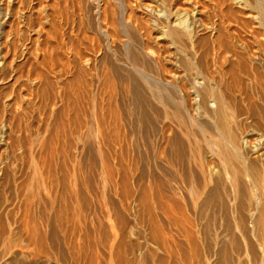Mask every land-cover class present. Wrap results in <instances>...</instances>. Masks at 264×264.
Segmentation results:
<instances>
[{"label":"bare ground","instance_id":"1","mask_svg":"<svg viewBox=\"0 0 264 264\" xmlns=\"http://www.w3.org/2000/svg\"><path fill=\"white\" fill-rule=\"evenodd\" d=\"M15 1L0 0V16L2 15L0 19L2 17L7 19L9 16L13 19L22 11L18 7L21 3L18 4L16 1L18 4L16 6ZM22 1L20 0V2ZM37 1L40 5L45 4V6L41 5V11L47 15L46 18L44 14V19L48 20L45 25L43 20V25H39L40 28L36 25L40 29L36 28L38 30L36 39L39 38L41 47L47 49L49 55L47 58H40L37 62L35 58L33 62L31 60L33 64L35 63L34 67L31 64L33 70L31 73L27 72L28 75L26 72L23 73L25 81L29 83L27 87L30 96H42L43 99H41L42 97L38 98L41 103V100L47 101L54 90L57 94L59 93V97H61L60 95H96L92 120L94 126L92 131L94 132H90L92 134V139H90L95 146L96 144L105 146L107 143L111 144L110 140H112L111 134L109 135L111 130H108L112 120L110 115H115L118 110L113 95H131L130 105H133L132 110L134 111H131L132 107L127 108L130 111L127 112L128 115L138 114L136 120L139 123L136 125L140 124L138 128L140 127L141 130V139L148 144L151 140L153 141L159 160L170 162L172 165L170 169H176L172 170L174 171L172 174H174V179L175 176L177 177L175 180L178 183L175 182L173 187L167 189L164 179L167 178L166 169H163L162 163L158 160L157 173L159 176L154 183L155 200L163 222L158 218L157 221L156 219L154 221V217L150 215L149 218L152 217L153 221L149 220V223L145 221L148 216H144L145 224H138V227L132 224L126 226L124 214L113 212L119 220V224L115 223L117 229L112 226L114 223L111 225L106 223V226L100 223L93 225L95 223L93 220V223L88 226L83 222V225H80L77 223L80 218L77 219V222L75 221V224L68 227V224L67 226L62 225L61 219L64 218L63 215H67L63 212L69 208L64 206L66 210L63 211V206V210L56 206V210H54L53 205H56L61 197L60 200L64 201L66 198L64 196L68 195L65 192L68 191L73 196L72 199L76 200H74L75 203L81 204L83 209L90 208L88 197L86 198L84 193L81 194L78 191V182H80L79 184L83 182L82 184H85L86 187L90 178L87 180V177H83V173L79 177L73 174L74 168H70V172L74 176L69 178L70 175H67V180H69L67 185H70V190L72 189L69 191L68 188H64L66 186L59 187L66 180L62 172H60L62 177L58 178L60 167H56L58 177L55 174L49 175L50 165L47 162L49 168L46 167L49 171L46 170L48 173L43 175L44 177L30 174L32 177L25 175V178H20L18 177L20 173L17 178L12 172V174L10 172L7 174L5 171L7 163H4L5 165L0 166V264H45L46 261L52 262L51 264H264V0ZM36 4L38 6V3ZM25 5L28 6L24 0ZM38 11L40 12L39 9ZM38 11L37 13H39ZM34 12L32 13L34 14ZM30 14L28 17L31 16ZM67 16H72L75 19L76 16L78 17V26L74 22V26L77 27H73L75 31L69 29L71 34L63 33V24L58 22L59 20L62 22V18ZM34 19L32 18V22ZM89 19H92V22ZM14 20L16 21V19ZM30 20L28 18V22ZM68 20L67 22L71 21L69 22L71 28L73 21L71 18ZM18 21L20 23V20ZM22 21L21 23L26 20ZM63 22L65 26V19ZM13 24V22H9L8 26L14 28ZM28 24L26 26L29 27L30 24ZM23 25L25 26L24 23ZM16 26L18 27V25ZM68 26L66 25V28ZM104 26L107 29L104 28L105 31H102ZM83 28L84 30H82ZM90 32H93V37L89 36ZM94 35L99 36L100 40H96L97 37L94 38ZM33 38L31 40L34 42ZM36 39L37 42L38 39ZM3 41L2 43H4ZM7 42L8 40L6 44ZM90 42L94 45H91ZM115 43H119V45ZM6 44H3L4 48L7 46ZM10 45L6 49L9 50ZM116 46L117 48H115ZM30 50L32 49L30 48ZM47 50L45 51L47 52ZM28 51L27 54L31 52ZM12 53L13 51L11 56ZM4 54H0V69L8 63L7 54L6 56ZM31 54L32 52L29 54V58ZM19 55L21 56V54ZM44 55L42 54V56ZM86 55H91V57L86 59ZM99 55L102 57L97 58ZM50 58H53V61H55L54 59L60 60L59 63L55 62L59 66L57 68H60V64L62 65V69H59L62 71H59L61 73L59 78H62L63 74L64 83L59 85L58 91L56 90L58 88L54 89L51 84L50 79L53 77L49 79L50 69L49 73L44 71L46 69L44 63L47 59L51 62L49 64H52ZM95 58H97L96 63ZM14 60H17L15 56ZM82 60L85 64L84 67L81 66ZM88 64L90 65L87 66ZM28 65L26 64V67ZM7 66L10 67V63ZM19 66L21 68L22 65ZM57 68L54 69L53 66L54 70ZM91 71L92 73L96 72L94 75H97L94 81L86 76L90 75ZM71 75L70 80L66 79ZM21 80L23 81V77ZM22 81L20 82L22 83ZM26 82H23L24 85ZM18 89L20 88H17V91ZM91 91L92 95H90ZM101 95L105 96L101 99ZM142 95L154 96L155 106L158 107L157 111L153 113L159 123L157 127L155 126L156 128L149 121L147 113L144 114L141 109L143 107ZM54 96L56 95L54 94L53 98H50L53 100ZM35 99L37 98L33 97L32 101ZM3 102L2 106L5 103ZM28 102L26 103L30 104V101ZM20 103L18 105L22 108ZM7 104L3 107L4 110L2 108L4 111L2 114H5L7 124H0V149L8 144L9 138H12L11 135L14 133L11 121H14L15 116H12V113L15 111L11 113V109L14 107L10 108L11 105ZM27 104L25 105L28 107ZM12 105L17 106L14 102ZM36 105L38 106L37 103ZM75 109L77 110V107ZM76 110L74 111L76 112ZM61 111L63 110L61 109ZM80 111L76 113L74 120L80 119ZM81 115L80 117L83 118L84 114ZM2 116L0 119L4 118ZM0 122L2 121L0 120ZM79 122L82 123V120ZM88 136L90 135L88 134ZM49 144L51 146V143ZM49 144L45 146L39 144L40 147L47 149L45 157L48 151L50 152ZM28 147L30 150V146ZM51 151L53 152V150ZM22 152L20 151V153ZM30 153L32 154V151ZM51 153L49 154L51 155ZM54 153L52 154L54 155ZM57 153L60 154V152ZM74 153L76 152L71 154V160L76 157V155L73 157ZM35 154L33 155L35 163H40L39 160H35L39 154ZM27 155L28 153L25 156ZM50 155H47V160ZM51 157L49 159H52ZM75 161L73 162L75 163ZM44 162L46 161L44 160ZM40 166L44 167V164ZM75 166L77 165L75 164ZM106 167L109 168V165L107 164ZM9 168L10 165L7 169ZM36 168L38 169V167ZM45 168L42 170L45 171ZM37 169L33 172H36ZM77 169L76 172H81ZM111 170L113 171V169ZM12 171L14 172V170ZM110 178L112 179L114 176ZM174 179L171 181L174 182ZM126 183L125 180H121V184H118L120 189L121 185L123 189L126 185L129 187ZM112 184L114 185V183ZM127 187L126 192L129 190ZM63 189L65 194L62 192ZM121 191L123 192V190ZM131 193L129 192L130 195ZM69 196L67 197L69 198ZM124 196L126 197L125 194ZM147 196L143 192L137 197L134 196V201L141 205L142 209L146 208L144 212L148 213L150 210H147V205H149ZM56 199L57 202H55ZM65 202L67 203V201ZM7 207L10 210H7ZM136 208L138 207L136 206ZM142 209L139 211H143ZM79 210L77 216L81 217ZM144 212H141L142 215ZM77 216L75 215V217ZM139 231L142 232L143 237H140L142 235H139L140 238L138 237ZM67 233L71 238H75V241L68 237L72 244L67 246L66 253L64 252L66 244L64 240L68 239ZM89 233H93V238H91L92 235L90 237L92 242L89 241Z\"/></svg>","mask_w":264,"mask_h":264},{"label":"rangeland","instance_id":"2","mask_svg":"<svg viewBox=\"0 0 264 264\" xmlns=\"http://www.w3.org/2000/svg\"><path fill=\"white\" fill-rule=\"evenodd\" d=\"M17 2H18V4L19 3H21V5H19L18 7H20V10H22L20 13H18L13 19H11V17L9 16V18L7 17V19L5 18V19H3L4 17H2V19H0V20H5V21H0V23H1V25H4V26H2L1 27V25H0V44H2V45H0V54H4L3 52H6V51H8V52H6L4 55L6 56V54H7V56H6V58H7V62L8 63H6V65L2 68V69H0V71H1V73H0V104H1V106H2V102L4 103V106L7 104V103H11V104H7V105H11V106H9L10 108L13 106L14 107V109H11L12 111H11V113L12 112H14V113H12V116L14 115L15 117H18V118H15L14 117V121H11L12 123H11V125H12V127H14L13 128V130H14V133H12V138H9V140H8V144L6 145V146H4V147H2L1 149H0V166L1 165H3L4 163L6 164V169H5V171L7 172V174H9L8 172H12L13 173V175H15V177H17L20 173V175L18 176V177H20V178H25V175L27 176L28 175V177H29V175L30 174H32V176H39V177H42L43 175L45 176V175H47V173H48V171H49V166L48 165H50V172H49V175L50 174H55V176L56 177H58L57 176V174H58V172H59V177L58 178H61L62 177V173H63V177H64V179H68L67 177V175H70L69 176V178H71V177H73L72 176V173L70 172L71 171V169L70 168H74V171L72 170V172H73V174H75V175H77V176H81V174L83 175V177H87L86 179L88 180V178H90L89 179V184L87 185L86 184V187H85V184H82L83 182H81V184H79L80 182H78V188H79V190L77 189V187H76V189L82 194V193H84L85 195L84 196H86V198L88 197V202H89V204H90V208H88L87 210L85 209H83V207H82V205L80 204H78V203H75V199H72L73 198V196L70 194V192L68 193V191L67 192H65V193H67L66 195L67 196H69V194H70V196H72L71 197V199H70V196H69V198L67 197V196H64L63 194H61V196L63 195L64 196V201H61L60 199L62 198L61 196V198L59 199V198H57V199H59L58 200V202H57V199L55 200V202H57L56 203V205H53V208H54V210H56V206L57 207H59L61 210H63V211H65L66 210V208L68 209H70V208H72V209H74V210H72V209H68V210H66V211H68V212H63L66 216H64L63 215V219H61V223H62V225H66L67 226V224H68V227H69V225L71 226V225H73V224H75V221L77 222L78 220L77 219H79L80 218V220L77 222V223H80V225L82 224L83 225V223H87L86 225L88 226L89 224H92L93 223V221L95 222V223H93V225H97V223H100V224H103V225H111L112 223H114L112 226H115V228H116V226L117 225H115V223L116 224H119V220H117L118 218H116L115 217V214L113 213V212H115V213H119L120 215H121V213L122 214H124L123 215V218H124V220H125V223L127 224L126 226H129V224L131 225H133V226H137L138 224H145L144 222L145 221H148V223H149V220H150V222L151 221H155V219H156V221L158 220V219H160L159 221H161L163 218L161 217L162 215H160L159 213L160 212H158L159 211V209L157 208V206H156V200H155V179H157L158 178V166H159V161L162 163V167H163V169L165 170V172H166V177L167 178H164L165 180H166V184H167V189L168 188H171V187H173L174 185H175V182H176V180L175 179H177V177L175 176V179L173 178V175L174 174H172V173H174V171H172V170H174L173 168H171L170 169V166H172L171 164H170V162H168V161H166L165 162V160H159V158L157 157V154H156V151H155V146L153 145L154 143H153V141L151 140L150 141V143L148 144V143H145L144 141H143V139H141L142 137H141V130L138 128V126H140V124H138V125H136L137 123H139L136 119L138 118V114H137V112H138V110L135 112L137 115H135V116H129L128 115V113L127 112H130L128 109L130 108V107H132L131 105H130V102H131V95H113V97H114V100H115V102H116V106H117V108H118V110H117V113L114 115V114H112V115H110V117L112 118V120H111V129L109 128L108 130L110 131L109 132V135H110V137H112L111 139L113 140H110L111 141V144L109 143V145H108V143L107 144H105V146L103 145V146H100V145H98L97 146V144H96V146H95V144L92 142V134L90 133V132H94V131H92L93 130V124H92V120H93V111H95V108H94V101L97 99L94 95H92L93 93H92V91H91V94L90 95H92V96H88V95H60L61 97H59V93L57 94V92H55V90L52 92V95H50L49 96V101L47 102L46 100H44V102L41 100V99H43V97L42 96H36L35 97V95H31L32 96V98L30 99V92H29V89H28V85H29V83H27L26 81H25V79H24V75L25 74H23V73H25L26 72V74H27V72L28 73H31V71L33 70L32 69V65H33V67H34V64L32 63L33 62V60H35L36 62L37 61H39L40 60V58H47L48 57V50L47 49H44L43 47H41V45H40V43H41V41L39 40V38H37L36 39V37H38L37 36V33L36 32H38V30H36V25L37 26H39V25H45L46 24V21L48 20H45L44 18L47 16L45 13H43L42 11H41V9H42V6H45V4L44 3H42L41 5H40V3H39V1H32V0H25V4H27L28 6H24V0L22 1V2H20V0L18 1V0H16ZM16 1H15V3H16ZM32 3H31V2ZM191 1H195V0H191ZM198 1V0H197ZM200 1V0H199ZM204 2V1H206V0H201L200 2ZM27 2V3H26ZM30 2V3H29ZM34 2V3H33ZM38 3V6H37V4L36 3ZM23 3V4H22ZM29 3V4H28ZM17 3H16V6L18 5ZM33 4V5H32ZM205 4H207V3H205ZM29 5H31V6H29ZM36 5V6H35ZM40 5V6H39ZM23 7V8H22ZM24 7H27V8H24ZM30 7H31V9H30ZM41 7V8H40ZM22 8V9H21ZM32 8H36V9H32ZM38 9L40 10V12L38 11ZM25 10H27L25 13H24V11ZM33 10V11H32ZM35 10H37L39 13H37V11H35ZM30 11V12H29ZM34 12V14L32 13V12ZM29 12V13H28ZM21 13H23V14H21ZM30 13H32V14H30ZM29 14L31 15L30 17H32V16H35V17H32V18H35L36 19V17H37V15H38V18L35 20H33L34 22H36V21H38V22H36V23H34V22H32V18H30V17H28L29 16ZM44 14H45V17H43L44 16ZM27 15V16H26ZM42 15V16H41ZM75 15H76V13L74 14V17H75ZM2 16V15H1ZM0 16V17H1ZM23 16V17H22ZM25 16V17H24ZM18 17V18H17ZM21 17V18H20ZM27 17V18H26ZM40 17H41V19H40ZM74 17H69V16H67L66 18H68L69 20H70V18H71V20L72 19H75ZM23 18V19H22ZM28 18H29V22H28ZM47 18V17H46ZM66 18L65 17H63L62 18V22L59 20L58 22H60L61 24H63L62 25V29H63V33H69V34H71V31L73 30V31H75V29L74 28H77V27H75L74 26V22H75V24H77V22H78V17L76 16V19L75 20H72L73 22V24L71 25V28H70V24L71 23H69V22H71V21H69L68 19V21L69 22H67V20H66ZM14 19H16V21L14 20ZM65 19V23H66V25L69 27H67L66 28V25L64 26V22H63V20ZM85 19V18H84ZM18 20H20V23H19V21ZM24 20H26L27 21V23H26V21H23ZM40 20V21H39ZM45 22H44V21ZM89 20H91V22H92V19H89ZM17 21H18V23H17ZM21 21L25 24V26L23 25V23H21ZM2 22H4V23H2ZM9 22H13L14 24V28H12L13 26H8V23ZM16 22V23H15ZM31 22V23H30ZM44 22V23H43ZM31 25H29V24ZM32 23H33V25H32ZM39 23V24H38ZM43 23V24H42ZM7 24V25H6ZM20 24V25H19ZM29 25V27L28 26H26V25ZM93 24V23H92ZM16 25H18V27L16 26ZM22 25V26H21ZM6 26V27H5ZM8 26V27H7ZM41 26H39V28L41 27ZM77 26H78V24H77ZM11 28V29H8V28ZM18 29H17V28ZM35 27V28H34ZM66 29H65V28ZM74 27V28H73ZM107 27V26H106ZM16 28V29H15ZM25 28H27V29H25ZM39 28H37V29H39ZM73 28V29H72ZM103 29H102V31H105V29H107V28H105V26L104 27H102ZM105 28V29H104ZM71 31H70V30ZM15 30H17V31H15ZM19 30V31H18ZM35 30V31H34ZM40 30V29H39ZM66 30H67V32H66ZM68 30H69V32H68ZM82 30H84V28L82 29ZM256 31V30H255ZM257 32V31H256ZM260 32V31H259ZM34 33V34H33ZM75 34H76V32H75ZM93 32L91 33L90 32V35L89 36H92L93 37ZM95 34V33H94ZM2 35H3V37H2ZM96 35V34H95ZM94 35V36H95ZM37 40V42L35 41V39ZM97 36H95L94 38H96ZM99 37V36H98ZM96 38V40L98 39V40H100L99 38ZM33 38V40H34V42L31 40ZM5 39H6V41L8 40V42H7V44H6V41H5ZM29 39V40H28ZM123 39V38H122ZM4 40V41H3ZM43 40V39H42ZM2 41L4 42V43H2ZM14 41V42H13ZM30 41V42H29ZM11 42H13V43H11ZM19 42V43H18ZM27 42H28V44H27ZM36 42V43H35ZM11 45H10V44ZM16 45H15V44ZM30 43H31V45H30ZM37 43H39V44H37ZM91 43V42H90ZM6 44L7 46L4 48V45ZM34 44V45H33ZM35 44H36V46H35ZM116 45L118 44L119 45V43H115ZM11 46V47H9V50L8 49H6V48H8V46ZM16 46V47H14V46ZM91 45H94L93 43H91ZM14 47V50H16L15 51V53H14V50H13V47ZM31 46V47H30ZM32 46H35V47H32ZM27 47H28V50H27ZM41 47V48H40ZM2 48H4V49H2ZM16 48V49H15ZM30 48L32 49V50H30ZM43 48V49H42ZM115 48H117V46L115 47ZM5 49H6V51H5ZM35 50V52H34V50ZM39 49V50H38ZM11 50V51H10ZM28 52H32V58H31V55H30V58H29V54L31 53H28L27 54V51ZM45 50H47V52L45 51ZM117 50H119V49H117ZM13 51V57L11 56V52ZM43 51V52H42ZM44 51H45V55H44ZM22 52V53H21ZM117 52H120V51H117ZM10 53V54H9ZM34 53V54H33ZM44 55V56H42V54ZM19 54H21V56L19 55ZM37 54V55H36ZM107 54L109 55V53L107 52ZM107 54H105V55H107ZM10 55V57H8ZM26 55V56H25ZM34 55H36V57H34ZM47 55V56H46ZM92 55V54H91ZM91 55H86L85 56V58L86 59H89L88 57H91ZM100 55H102V54H100ZM97 56V58H100V57H102V56ZM14 56H15V59H17L16 61L14 60ZM25 56V57H24ZM27 56H28V58H27ZM17 57V58H16ZM22 57V58H21ZM19 58V59H18ZM24 58H25V61L26 60H28L29 59V61H26V64H29L27 67H26V64L23 62V60H24ZM35 58V59H34ZM97 58H95V63L97 62ZM9 59L11 60L10 62H9ZM20 59H22V60H20ZM91 59V58H90ZM31 60H32V62H31ZM48 60V61H47ZM45 62L46 63H48L47 65H46V63H44V67L46 68L44 71H47L46 73H49V69H50V72L51 73H49V79L50 78H52V79H50L51 80V84L53 85V87H54V89L55 88H60V84H63L64 83V77H63V74H62V78H59V76L61 75V73L60 72H62V71H60L61 69H62V65L60 64V68H57V67H59L56 63L58 62L59 63V61L60 60H57L56 61V59H54L55 61H53V58L51 59L50 58V61H52V64H49V63H51V62H49V59H47ZM12 62V63H11ZM28 62V63H27ZM29 62H31V63H29ZM56 62V63H55ZM9 63H10V67L9 66H7V65H9ZM57 65H55V64ZM61 63V62H60ZM81 66H83V65H85L84 63H83V60L81 61ZM94 63V64H95ZM14 64H17V65H14ZM32 64V65H31ZM19 65H22V66H24V67H22L21 66V68H20V66ZM51 65H53L54 66V69L55 68H57L56 70H54L53 69V66H51ZM90 64H88L87 66H89ZM93 65V64H92ZM7 66V67H6ZM16 66V67H15ZM29 67H31V68H29ZM44 67H43V69H44ZM84 67V66H83ZM7 68V69H6ZM18 68V69H17ZM4 69V70H3ZM13 71H12V70ZM27 69H28V71H27ZM48 69V70H47ZM60 69V70H59ZM5 71V72H3V71ZM30 70V71H29ZM54 70V72H52ZM8 71V72H7ZM55 71H60L59 73H56ZM88 70L86 69V72H87ZM6 73V74H5ZM54 73V74H53ZM88 73V72H87ZM1 74H3V75H1ZM12 74V75H11ZM23 76H22V75ZM56 74H59L58 76L56 75ZM89 74V73H88ZM91 74H93V75H91ZM94 74H96V72L94 73H92V71L90 72V75H91V77H90V75H86V76H88V79H91L92 81H94L96 78V76L94 75ZM28 75V74H27ZM52 75H55V76H52ZM18 76H20L19 77V79H18ZM92 76H93V78H92ZM17 77V78H16ZM22 77H23V81L21 80L22 79ZM58 77V78H57ZM61 77V76H60ZM90 77V78H89ZM55 78V79H54ZM72 78V75L71 76H69L68 78H66V79H68V80H70ZM15 79H17V80H15ZM13 81V82H12ZM20 81H22V83L20 82ZM57 81V82H56ZM11 82V83H10ZM23 82H26V85H24V83ZM14 83V84H13ZM21 83V84H20ZM93 83V82H92ZM8 84V85H7ZM10 84H11V86H10ZM19 84H20V86L22 85V87H20L19 86ZM28 84V85H27ZM18 85V86H17ZM9 86V87H8ZM12 86H15V87H13L12 88ZM17 88H20V89H18V91H17ZM25 88V89H24ZM59 88L58 89H56L57 91L59 90ZM27 89V90H26ZM92 89H94V88H92ZM13 90V91H12ZM3 91V92H2ZM21 91V93H19L18 94V92H20ZM15 92V93H14ZM16 92H17V94H16ZM29 94V95H28ZM56 95V96H54V99L52 100V96L53 95ZM16 95H18L17 96V99L18 98H20L21 100H19V102H17L18 100L15 98L16 97ZM19 95H20V97H19ZM11 96V97H10ZM25 96V97H24ZM29 96V97H28ZM97 96H99V95H97ZM105 95H101L100 96V98L102 99L103 97H104ZM3 99H5V100H3ZM24 97V98H23ZM27 97V98H26ZM33 97L34 98H37V99H35L34 101H32L33 100ZM40 97H42L40 100H41V103H40V101H39V99L38 98H40ZM50 97H52V98H50ZM77 97V98H76ZM81 97V98H80ZM84 97V98H83ZM93 97V99H91ZM13 98H15V99H13ZM61 98V99H60ZM63 98V99H62ZM128 98V99H127ZM28 99V100H27ZM51 99V100H50ZM15 100H16V102H15ZM58 100H60V101H62V102H60V101H58ZM79 100V101H78ZM28 101H30V104H27V103H29ZM34 102V103H32V102ZM50 101H52V102H50ZM54 101H56L55 103H54ZM82 103H81V102ZM13 102L15 103V104H17V106H15V105H12L13 104ZM22 104H21V103ZM27 102V103H26ZM38 104V106H42V107H38L37 105H36V103ZM40 104H39V103ZM50 102V104H48ZM71 104H70V103ZM20 103V105L22 106V108L21 107H19V104ZM24 103V104H23ZM51 103H54V104H52L51 105ZM58 103V104H57ZM76 105H75V104ZM128 103H129V105H128ZM142 111H143V113L145 114V113H147L146 115H148L147 117H148V119H149V121L150 122H152V124H153V126L155 127H157V124H159V123H157L158 121H156V116L153 114L155 111H157V109H158V107L157 106H155L156 105V102H155V99H154V96L153 95H142ZM25 104H27L28 105V107L30 108L31 107V105H32V107H34V108H28ZM43 104H44V106H43ZM81 104V105H80ZM25 105V106H24ZM34 105V106H33ZM49 105V106H48ZM51 105V106H50ZM60 105V106H59ZM72 106V108H71V106ZM74 105V106H73ZM124 105V106H123ZM126 105V106H125ZM128 105V106H127ZM0 106V107H1ZM4 106H2L0 109L2 110V108L4 107ZM68 106V107H67ZM12 107V108H13ZM24 107H25V109H24ZM38 107V108H37ZM61 107V108H60ZM77 107V110L75 109ZM93 107V108H92ZM145 107V108H144ZM21 108V109H20ZM27 108H28V110H27ZM40 108V109H39ZM79 108V109H78ZM128 108V109H127ZM5 108H3V110H4ZM58 109V110H57ZM61 109L63 110V111H61ZM84 110V112H82L83 110ZM85 109H86V111H85ZM131 109V111H134V110H132L133 109V107L132 108H130ZM0 110V116H2L3 114H2V112H4L3 110L1 111ZM33 110V111H32ZM74 110H76V112L74 111ZM79 110H81L80 111V115L81 116H83V114H84V116H83V118L82 117H80V115H79V118L82 120V123L81 122H79V121H81L79 118V120H74V118H75V116L77 115L76 113H79ZM150 110V111H149ZM154 110V111H153ZM58 111H60V112H58ZM74 112H75V114H74ZM152 112V113H151ZM17 113V114H16ZM27 113V114H26ZM60 113V114H59ZM57 114V115H56ZM92 115V116H91ZM126 115V116H125ZM152 115V116H151ZM19 116H20V118H19ZM60 116V118H58ZM115 116V117H114ZM136 116H137V118H136ZM155 116V117H154ZM4 117V118H3ZM22 117V118H21ZM40 117V118H39ZM49 117V118H48ZM51 117V118H50ZM114 117V118H113ZM126 117V118H125ZM1 118V117H0ZM2 118L3 119H0L2 122H0V124H3V123H6V116H5V114L2 116ZM72 118V119H71ZM121 118V119H120ZM4 119H5V121H4ZM65 119V120H64ZM116 119V120H115ZM4 121V122H3ZM53 121V122H52ZM77 123H76V122ZM135 121H137V122H135ZM45 122V123H44ZM73 122H75L74 124L76 125V124H78V125H76L77 126V128H76V126L74 125V124H72ZM14 123V124H13ZM17 123V124H16ZM23 123V124H22ZM56 123V124H55ZM61 123V124H60ZM81 123V124H80ZM94 123V122H93ZM7 124V123H6ZM20 124V125H19ZM60 124V125H59ZM114 124V125H113ZM156 124V125H155ZM13 125H15V126H13ZM18 125V126H17ZM47 125V126H46ZM128 125H130V126H128ZM17 126V127H16ZM61 126V127H60ZM75 126V127H74ZM24 127V128H23ZM58 127V128H57ZM155 127V128H156ZM56 128V129H55ZM90 128H92V129H90ZM90 129V130H89ZM94 130H95V128H94ZM129 130V131H128ZM130 131H132V132H130ZM17 132V133H16ZM130 132V133H129ZM138 132V133H137ZM88 134L90 135V136H88ZM140 134V135H139ZM16 136V137H15ZM114 136L116 137L117 136V138H114ZM130 136V137H129ZM20 137V138H19ZM80 138L79 140L77 139V138ZM15 138H17V139H15ZM20 140H19V139ZM91 138V139H90ZM115 139V140H114ZM11 140H12V143H11ZM10 141V142H9ZM14 141V142H13ZM44 141V143H42ZM41 142V143H40ZM51 143V146H50V144L49 143ZM49 144V146H50V148L47 146V148H49L48 150H50V152L48 151V153H47V155H50L49 153H51L52 151L51 150H53V152L52 153H54V155L51 153V155L50 156H48V160H53V161H48L47 160V155H46V157H45V154H46V152H47V149L45 148H43V147H40L39 146V144L42 146H45V145H48ZM143 143V144H142ZM14 144V145H13ZM38 144V145H37ZM36 145H37V147H36ZM55 145V147H53ZM107 145V146H106ZM146 147H145V146ZM28 146H30V150H28ZM22 149V150H24L23 152H24V154H23V152H22V150L20 149V148ZM35 147V148H34ZM5 148V149H4ZM16 148H18V149H16ZM25 148H26V150L28 151H26L25 150ZM41 148H42V151H41ZM52 148H55V149H52ZM32 149H35V150H32ZM43 149H44V151H43ZM58 149V150H57ZM74 149V150H73ZM36 150H38L37 152H40V153H37L36 152V154H35V151ZM72 150H73V152L75 151L76 153H74V155H73V157H75V155H76V159L75 158H72V160L73 161H75V163L71 160V154H73V152H72ZM20 151L22 152V153H20ZM25 151H26V153H25ZM32 151V154L30 153V152ZM34 151V152H33ZM57 152H60V154L59 153H57ZM12 153V154H11ZM28 153V155L27 156H25L26 154ZM57 153V155H55ZM145 153V154H144ZM15 154V155H14ZM37 155V154H39L38 156H36L35 157V160L37 161V160H39V162L41 163V164H44V167H39V165H41L40 163H35V161H34V156L33 155ZM44 154V155H43ZM78 154V155H77ZM13 155V156H12ZM22 155H24L23 156V159H22ZM30 155V156H29ZM87 155V156H86ZM33 156V157H32ZM44 156V157H43ZM52 156V157H51ZM148 156V157H147ZM11 157H12V159H11ZM19 157V158H18ZM31 158V160H29L30 158ZM38 157V159H36ZM41 157H43V159L42 160H40V158ZM52 158V159H49V158ZM18 158V159H17ZM25 158V159H24ZM28 158V159H27ZM46 158V159H45ZM27 160V162H25ZM44 160L46 161V162H44ZM159 160V161H158ZM5 161V162H4ZM17 161V162H16ZM22 161V162H21ZM34 161V162H33ZM157 161V162H156ZM164 161V162H163ZM43 162V163H42ZM48 162V163H47ZM50 162V163H49ZM55 162H57V163H55ZM59 162V163H58ZM74 164H73V163ZM90 162V163H89ZM34 165H33V164ZM48 165H47V164ZM87 163V164H86ZM166 163V164H165ZM4 164V165H5ZM15 164V165H14ZM28 164V165H27ZM37 164V165H36ZM39 164V165H38ZM57 164V165H56ZM73 164V166H71ZM75 164L77 165V166H75ZM84 164V165H83ZM90 166H89V165ZM103 164H105V165H103ZM107 164L109 165V168L111 167V169H113V171L111 170V169H109V168H107L106 166H107ZM169 164V165H168ZM10 165V168L12 169V170H14V172L9 168V169H7L8 168V166ZM21 165V166H20ZM30 165V166H29ZM33 165V166H32ZM55 166V168H54V166ZM89 167H88V166ZM166 165H168V167L166 168ZM16 166H18V167H16ZM35 166V167H34ZM46 166H48V168L46 167ZM103 166H105V167H103ZM16 167V168H15ZM36 167H38V169L36 168ZM46 167V168H45ZM59 168L58 169V172H57V168ZM75 167H77L79 170H81V172H79V171H77L78 173H80V174H78L77 172H76V169L77 168H75ZM88 167V168H87ZM156 167V168H155ZM24 168V169H23ZM37 169V171L36 172H33V171H35L36 169ZM39 168H41V169H39ZM43 168H45V171L44 170H42ZM51 168H54L55 169V171L53 172V170L54 169H52L51 170ZM105 168V169H104ZM77 169V170H78ZM7 170H10V171H7ZM19 172H18V171ZM42 170V173H43V171L45 172V174L43 173H41L40 175H39V172ZM46 170H48L47 172H46ZM61 170V171H60ZM107 170V171H106ZM172 172H171V171ZM176 170V169H175ZM17 171V172H16ZM23 171V172H22ZM52 171V172H51ZM170 171V172H169ZM16 172V173H15ZM38 172V173H37ZM57 172V173H56ZM60 172H62L61 173V175H60ZM68 172H70V173H68ZM11 173V174H12ZM25 173V174H24ZM33 173H37V174H33ZM110 173H112V174H110ZM169 175H168V174ZM114 174V175H113ZM22 175H23V177H22ZM42 175V176H41ZM66 176V178H65V176ZM110 175H112V176H110ZM172 176V179H174V182L173 181H171L172 179H171V176ZM31 176V175H30ZM31 176V177H32ZM43 176V177H44ZM50 176H52V175H50ZM114 176V178H110V177H113ZM17 177V178H18ZM169 177H170V179H169ZM63 179V180H64ZM65 180V181H66ZM91 180V181H90ZM121 180H125L127 183H128V186L131 188H129V187H127V185H126V187L130 190H128V192H126L127 191V189H126V187H124V189H126V190H124L123 189V187H122V185H121V189H120V185H118V184H121ZM168 180V181H167ZM65 181L62 183V184H64V185H62V184H60V186L59 187H64V186H66V187H64V188H68L67 190H69V191H71L70 189H69V187H70V185H67V182L69 181V180H67L66 181V185H65ZM114 181V182H113ZM171 182V183H170ZM112 183H114V185L116 184V186H114ZM126 183V184H127ZM178 182H176V184H177ZM169 184V185H168ZM82 185H84V186H82ZM90 185V186H89ZM87 187H89L88 189H86ZM71 188V187H70ZM85 189V190H84ZM150 189V190H149ZM61 190H62V188H61ZM121 190H123V192H125V193H123ZM131 190H132V193L134 194H132L131 193ZM134 190V191H133ZM64 189H63V193H64ZM148 191H150V192H148ZM88 192V193H87ZM129 192L131 193V195L129 194ZM139 192V193H138ZM143 192H145L146 193V195H148L147 196V201L149 202H147V204H149V205H147L148 207H147V210L150 212H144V210H146V208L145 209H142L140 206L141 205H139V204H137V203H135V201H134V199H135V197L134 196H136L137 197V195L138 194H140L141 195V193H143ZM64 193V194H65ZM104 193V194H103ZM124 194L126 195V197L124 196ZM131 196V198L129 197V195ZM88 195V196H87ZM133 195V196H132ZM106 198H104V197ZM130 199H129V198ZM128 198V199H127ZM133 199V200H132ZM63 200V199H62ZM70 202H69V201ZM75 200V201H74ZM65 201H67V203L65 202ZM74 201V202H73ZM54 202V203H55ZM60 202V203H59ZM64 202V203H63ZM133 203V204H132ZM151 203V204H150ZM61 204H63V205H61ZM66 204V205H65ZM76 204V205H75ZM78 204V205H77ZM137 204V205H136ZM12 205V204H11ZM11 205H10V209L12 208L11 207ZM60 205H61V207H60ZM92 205V206H91ZM64 208H63V207ZM136 206L138 207V208H136ZM155 206V207H154ZM81 209H80V208ZM8 207L6 208L7 210L9 209ZM63 208V209H62ZM104 208V209H103ZM116 208V209H115ZM118 208V209H117ZM132 208V209H131ZM149 208H151V209H149ZM9 209V210H10ZM80 209V210H79ZM112 209V210H111ZM137 209V210H136ZM139 209H142L143 211H141V212H144V213H147V214H144L143 213V215H142V213L139 211ZM157 209V210H156ZM79 210V215H81V217H78L77 215H78V211ZM85 211V213H84V211ZM127 210V211H126ZM81 211V212H80ZM91 211H93V212H91ZM120 211V212H119ZM136 211H138V212H140L141 213V215H140V213H137ZM76 212V213H75ZM86 212H87V214H86ZM75 213V214H74ZM83 213V214H82ZM107 213V214H106ZM138 215H136V214ZM149 214V215H148ZM164 214H166V213H164ZM75 215L77 216V217H75ZM150 215L151 216H153L154 217V219L152 220V217L151 218H149L150 217ZM69 216V217H68ZM70 216H71V218H70ZM84 216H85V218H84ZM106 216V217H105ZM139 216H140V218H139ZM144 216H148V219H146L145 220V217ZM12 217V216H11ZM38 217V216H37ZM83 217V218H82ZM95 219H94V218ZM99 219H98V218ZM110 217V218H109ZM141 217H144V218H141ZM160 217V218H159ZM82 218V219H81ZM138 218V219H137ZM147 218V217H146ZM158 218V219H157ZM73 219V220H72ZM130 219V220H129ZM136 219V220H135ZM140 219V220H139ZM145 221H144V220ZM36 220V219H35ZM39 220V219H38ZM71 220V221H70ZM82 220V221H81ZM93 220V221H92ZM97 220V221H96ZM104 220V221H103ZM113 220V221H112ZM141 220H142V222H141ZM90 221V222H89ZM103 221V222H102ZM130 221V222H129ZM144 221V222H143ZM164 220H162V222H163ZM65 222V223H64ZM83 222V223H82ZM102 222V223H101ZM128 222V223H127ZM107 223V224H106ZM135 223V224H134ZM147 223V222H146ZM138 227V226H137ZM117 229V228H116ZM139 233L140 234H138V237H139V235H142V236H140V237H143V234H142V232L141 231H139ZM68 234V236H66ZM65 236L68 238H71V236H70V234L69 233H67ZM91 235H92V237H91ZM93 238V233H89V238ZM139 237V238H140ZM66 238V239H67ZM67 239V240H64L65 241V245H64V252H66L67 253V246H69V245H71L72 244V242L70 241V239ZM73 238V237H72ZM71 238V239H72ZM89 239V241H91L92 239ZM65 239V238H64ZM75 238H73L72 240L73 241H75L74 240ZM141 240V239H140ZM139 240V242H141ZM66 241H68V242H66ZM70 241V242H69ZM92 242V241H91ZM68 243H70V244H68ZM66 250V251H65ZM72 255V254H71ZM45 264H51L52 262H50V261H46V262H44Z\"/></svg>","mask_w":264,"mask_h":264}]
</instances>
